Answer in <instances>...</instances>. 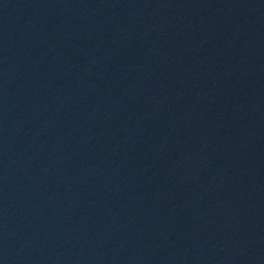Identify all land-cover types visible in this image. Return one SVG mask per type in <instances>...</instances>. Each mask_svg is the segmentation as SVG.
I'll return each mask as SVG.
<instances>
[{"label": "water", "instance_id": "water-1", "mask_svg": "<svg viewBox=\"0 0 264 264\" xmlns=\"http://www.w3.org/2000/svg\"><path fill=\"white\" fill-rule=\"evenodd\" d=\"M0 264H264V0H0Z\"/></svg>", "mask_w": 264, "mask_h": 264}]
</instances>
